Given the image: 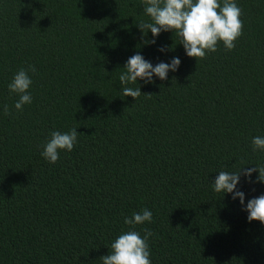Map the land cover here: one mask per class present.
Returning <instances> with one entry per match:
<instances>
[{
  "label": "trees",
  "instance_id": "1",
  "mask_svg": "<svg viewBox=\"0 0 264 264\" xmlns=\"http://www.w3.org/2000/svg\"><path fill=\"white\" fill-rule=\"evenodd\" d=\"M0 264H264V0H0Z\"/></svg>",
  "mask_w": 264,
  "mask_h": 264
}]
</instances>
